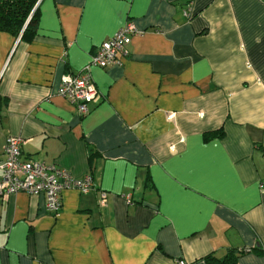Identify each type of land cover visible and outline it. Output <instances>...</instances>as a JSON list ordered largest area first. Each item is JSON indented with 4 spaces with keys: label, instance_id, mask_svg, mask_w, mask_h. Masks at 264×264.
Here are the masks:
<instances>
[{
    "label": "crops",
    "instance_id": "0c3cea01",
    "mask_svg": "<svg viewBox=\"0 0 264 264\" xmlns=\"http://www.w3.org/2000/svg\"><path fill=\"white\" fill-rule=\"evenodd\" d=\"M38 13L28 42L0 31V159L18 135L22 157L94 187L64 189L55 214L0 196V264H207L241 248L235 264H264V0H39ZM128 20L141 34L121 63L91 67L102 100L80 116L60 80Z\"/></svg>",
    "mask_w": 264,
    "mask_h": 264
},
{
    "label": "built area",
    "instance_id": "2783aa9c",
    "mask_svg": "<svg viewBox=\"0 0 264 264\" xmlns=\"http://www.w3.org/2000/svg\"><path fill=\"white\" fill-rule=\"evenodd\" d=\"M184 15L190 17L188 10ZM141 34L135 24L128 20L112 36L101 42L90 55L88 63L78 72L65 73L57 93L76 106L80 116L90 110V106L102 100L90 74L92 66L107 68L121 63L127 47L134 36ZM23 138L18 135L6 137L0 159V196L6 197L20 191L43 198V212L55 214L61 208L60 194L64 189L74 188L88 193L94 187L91 174L75 177L66 168L32 157H22L20 146ZM107 193L100 191L98 203H106ZM179 264H185L183 260Z\"/></svg>",
    "mask_w": 264,
    "mask_h": 264
},
{
    "label": "trees",
    "instance_id": "16d2710c",
    "mask_svg": "<svg viewBox=\"0 0 264 264\" xmlns=\"http://www.w3.org/2000/svg\"><path fill=\"white\" fill-rule=\"evenodd\" d=\"M38 1L0 0V31L9 33L15 38L18 37L21 41H30L36 34ZM216 134L221 135L222 131L207 133L205 138ZM247 251L243 248L231 249L223 257L218 258L208 254L204 256V260L207 264H235L239 254Z\"/></svg>",
    "mask_w": 264,
    "mask_h": 264
}]
</instances>
